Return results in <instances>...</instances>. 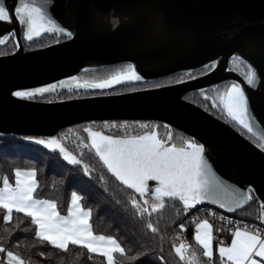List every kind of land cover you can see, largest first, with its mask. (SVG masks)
Returning <instances> with one entry per match:
<instances>
[{
	"label": "water",
	"instance_id": "95a60500",
	"mask_svg": "<svg viewBox=\"0 0 264 264\" xmlns=\"http://www.w3.org/2000/svg\"><path fill=\"white\" fill-rule=\"evenodd\" d=\"M3 3L12 9L19 0ZM48 11L72 35L36 50L25 49L15 18L0 22V38L15 29V35L0 46L12 38L20 45L12 54L0 55V135L59 139L61 131L83 124H162L205 145L210 171L225 189L217 196L222 203H230V193L253 190L251 200L231 204V209L210 200L196 206L235 214L256 199L264 221V0H49ZM241 53L260 76L254 89L243 76L228 70ZM212 60L218 61L214 71L158 89L53 102L12 95L77 77L88 69L133 64L150 82L188 69L198 72ZM232 81L240 83L250 97L255 136L227 116L229 123L185 99L201 88Z\"/></svg>",
	"mask_w": 264,
	"mask_h": 264
},
{
	"label": "snow or ice",
	"instance_id": "6c2138e0",
	"mask_svg": "<svg viewBox=\"0 0 264 264\" xmlns=\"http://www.w3.org/2000/svg\"><path fill=\"white\" fill-rule=\"evenodd\" d=\"M48 9L49 0H19L12 9L6 7L3 0H0V22H11L15 18L21 26L23 38L29 42L40 37L42 33H60L70 37L72 33L61 27ZM14 35L15 29L0 38V44H4ZM16 47H20L19 42L16 43ZM235 60L237 68L240 66L245 68L241 73L244 82L250 88H256L260 76L254 66L242 53L236 56ZM217 64L218 61L212 60L202 65L198 73H195L194 69L185 70L184 75L178 76L174 83L184 84L197 79L214 71ZM125 83L132 85L130 91H135L136 85L146 81L135 65L127 64L107 78L98 81L82 83L77 77H70L68 80L18 90L12 95L22 99H32L37 95L43 96L55 92L58 87L70 88L73 84L77 89H98L103 93L105 89ZM151 87L158 89L162 85L156 84ZM200 91L205 93L204 99L210 100L212 107L226 115L231 122L247 130L248 133L257 135L253 128L255 117L252 113L250 97L240 83L236 81L227 83L222 90L215 91L211 97L205 89L201 88ZM140 127L145 129L142 134L123 136L106 135L102 131H94L87 127L84 131L90 144L84 146L93 149L107 172L126 189L131 190L129 203L135 213L142 220H146V227L152 233L155 234L157 228L147 218L151 217L153 212L164 208L165 198L180 201L185 211L209 200L218 203L222 208L231 209V204L240 206L252 199V189H246L239 194H228L230 203H222L217 199L225 189L210 171L203 143L189 137L178 144L171 132L167 139H162L154 129H149L147 124H141ZM26 139L50 151H58L69 165L82 166L84 174H90L88 165L69 152L56 136ZM36 175L35 169L25 171L17 168L15 186L6 176L4 177L3 186L0 187V209L5 210L3 216L5 222L12 220L13 211L24 213L31 217L36 226V238L56 249L67 251L69 244L83 246L90 253H99L105 257L107 264H117L114 253H118L121 257L126 255L125 248L116 238L93 233L89 223L91 209L85 210L81 206V197L76 193L72 194L67 216H61L57 212L55 202L35 199L33 193L38 187ZM150 181L155 182V185H150ZM150 200L152 203L149 202ZM195 240L202 247L203 256L208 258L207 264H212V225L207 220L196 224ZM187 249L188 245L180 243L175 246L176 255L181 261H185V264H199V260L194 254L188 253ZM5 251L0 247V253ZM218 253L223 264H264V236L259 230L250 232L238 228L233 232L230 246L219 247ZM7 259L8 264H25L20 256L11 251H7Z\"/></svg>",
	"mask_w": 264,
	"mask_h": 264
},
{
	"label": "trees",
	"instance_id": "16d2710c",
	"mask_svg": "<svg viewBox=\"0 0 264 264\" xmlns=\"http://www.w3.org/2000/svg\"><path fill=\"white\" fill-rule=\"evenodd\" d=\"M50 37L57 40L46 42V39ZM67 38L66 35L63 37L43 36L29 42L22 36V42L25 49L31 51ZM16 43L13 39L0 46V55L15 52ZM183 75L184 73L138 84L135 90L156 84H171L178 76ZM131 87L132 85L126 84L113 90L127 92ZM201 93V91L189 93L185 99L207 108ZM57 94L58 96L63 94L61 97L64 100L75 97L71 89H64ZM94 124L103 123L83 124L63 130L58 134L63 144L84 164L88 165L89 175L84 174L82 166L67 165L58 152H50L38 144L28 142L25 138L0 135V187L5 176L14 186L17 168L35 169L38 187L33 194L34 198L55 202L59 214L63 216L68 215L72 194L76 193L81 197V206L85 210L91 209L90 224L93 233L112 236L125 248L124 257L118 253L114 254L117 264H185V261H181L175 252V246L182 243L180 238H183V241L189 245L191 253L199 260V264H207L208 258L203 256L202 247L194 240L196 224L200 223L202 218L191 220V216L205 206H195L185 211L181 202L165 198L164 208L153 212L151 217L147 218L157 228V232L152 233L146 227V220H142L132 209L129 203L131 191L123 187L107 172L93 149L79 145L76 136L71 134V129L81 130L88 126L94 129ZM125 124L129 126L137 123L127 121L108 123L110 127H119V129ZM157 125L161 128H168L162 124ZM174 132L177 136L188 138L178 131L174 130ZM4 215L5 210L0 209V247L6 250L2 257L7 261V251H11L20 256L25 264H107L105 257L90 253L83 246L70 244L68 250L64 251L54 248L45 241L38 240L35 236L36 226L31 217L24 213L14 211L10 222L3 220ZM231 216L241 221L257 223L260 216L258 201L253 199L246 208ZM231 235L232 232L225 228L215 235L212 264H223L216 247L220 242L228 243Z\"/></svg>",
	"mask_w": 264,
	"mask_h": 264
},
{
	"label": "flooded vegetation",
	"instance_id": "af4514ba",
	"mask_svg": "<svg viewBox=\"0 0 264 264\" xmlns=\"http://www.w3.org/2000/svg\"><path fill=\"white\" fill-rule=\"evenodd\" d=\"M13 39L14 38L10 39L9 41H12ZM124 65H127V64L108 66V67H102V68H97V69H88V70L83 71L80 75H78L77 78L82 83L86 82V81L87 82L98 81V80L107 78L108 76L113 74L115 71L119 70ZM229 68H231L232 71H235V72H237L240 75H241V73H243L245 71L244 66H240L239 68H237L236 67V63L234 64L233 61H231L230 65H229ZM177 75H179V74H177ZM185 79H187V78H185ZM227 83H230V82H225V83L216 85L217 86L216 88L212 87V88L205 89V90H206L207 94L211 97L212 95L215 94V91L222 90L226 86ZM171 84H174V83H171ZM167 85H170V84H167ZM162 86H166V85H162ZM148 88H152V87H148ZM63 90H64L63 88H61L59 90V87H58L56 92L46 93L43 96L37 95L35 98H32V100H38V101H44V102H53V101L64 100L61 97L63 94H60L59 96L57 94V93H61ZM71 90H73V93L75 94L74 98L89 97V96L102 95V94L122 93V92H116L113 89H112L113 91L105 90V91H103V93H101V91H97V90H94V89H85V88L77 89L75 87V85L72 86ZM204 94L205 93H201L203 98H204ZM205 101H206V104H207V108L205 107L206 108L205 109V108L200 106L201 108L207 110L208 112L212 113L213 115H215L216 117L220 118L221 120L226 121V122L229 123V120L227 119L226 115L221 113L218 109H215V108L212 107L210 100H205ZM114 122H119V121H114ZM127 122H136L137 124L129 125V126H127L125 124L124 127L119 129V127L118 128L117 127H110L108 125V123H111V122H98V123H103V124H100V125L94 124L95 125V129L94 130L102 131L106 135H113V136H123L125 134H127V135H139V134H142L145 131V129H142L140 127V125L141 124H147L149 126V129H154L158 133V136L160 138H162V139H167V136H168L169 132L172 133L173 138L175 139V141L178 144L181 143L182 140L189 138V137L186 138V137L177 136V134H175L174 130H170L169 128H166V129L165 128H161L159 125H157V123H153V122H137V121H127ZM231 125L234 126V124H231ZM234 127H236V126H234Z\"/></svg>",
	"mask_w": 264,
	"mask_h": 264
},
{
	"label": "built area",
	"instance_id": "2783aa9c",
	"mask_svg": "<svg viewBox=\"0 0 264 264\" xmlns=\"http://www.w3.org/2000/svg\"><path fill=\"white\" fill-rule=\"evenodd\" d=\"M231 215L232 214H227L216 208L205 206L197 210V212L193 216H191V220H194L195 218H202V221H209L212 225L214 235L218 234L222 228H225L227 231L232 233L239 228L241 230H247L250 232H256L257 230H259L260 234L264 236V221L262 220L261 214L257 219V223L241 221L236 219L235 217H232ZM180 241L182 243H185L183 241V238H180ZM187 252L191 253V248L189 247V245ZM0 264L8 263L0 258Z\"/></svg>",
	"mask_w": 264,
	"mask_h": 264
},
{
	"label": "rangeland",
	"instance_id": "374dc122",
	"mask_svg": "<svg viewBox=\"0 0 264 264\" xmlns=\"http://www.w3.org/2000/svg\"><path fill=\"white\" fill-rule=\"evenodd\" d=\"M22 36H23V31H22ZM43 36H56V37H63L64 35L63 34H60V33H42L41 34V36L40 37H43ZM40 37H36V38H34V39H37V38H40ZM55 39L56 38H52V37H50V38H47L46 39V42H55ZM57 40V39H56ZM27 41V40H26ZM17 49V48H16ZM72 86H74V84L73 85H71V87L70 88H63V89H72ZM56 92V91H55ZM52 93V92H51ZM88 127H90V128H92V126H88ZM85 128H87V127H84L83 129H81V130H75V129H71V134H73L74 136H76V139H78V142H79V145H81V146H84L85 144H90V141L88 140V136H87V133L84 131V129ZM93 129V128H92ZM95 129V128H94ZM93 129V130H94ZM94 131H96V130H94ZM83 137V138H82ZM82 140V141H81ZM90 148V147H89ZM149 202H151L152 203V201L150 200ZM61 216H63V215H61ZM204 221V220H203ZM209 222V221H208ZM210 223V222H209ZM195 230H196V227H195ZM195 233V232H194ZM2 255H3V253H0V258L2 259V260H4V261H6L7 263H8V261L7 260H5V259H3V257H2Z\"/></svg>",
	"mask_w": 264,
	"mask_h": 264
},
{
	"label": "crops",
	"instance_id": "0c3cea01",
	"mask_svg": "<svg viewBox=\"0 0 264 264\" xmlns=\"http://www.w3.org/2000/svg\"><path fill=\"white\" fill-rule=\"evenodd\" d=\"M26 171V170H25ZM2 186H3V184H2ZM1 186V187H2ZM14 186H15V183H14ZM34 194V193H33ZM69 207H71V202H70V206ZM56 210H57V208H56ZM14 212V211H13ZM57 212H58V210H57ZM59 213V212H58ZM61 215V214H60ZM202 222V221H201ZM89 223H90V220H89ZM196 233V232H195ZM212 235H213V240H212V244H213V246H214V242H215V235H214V232H213V228H212ZM232 238H233V233H232V235H231V239H230V241L228 242V243H218V245H217V247H216V251H217V253H218V249H219V247H221V246H224V247H227V246H230V244H231V240H232ZM194 240H195V235H194ZM196 241V240H195ZM197 243V242H196ZM198 244V243H197ZM70 245V244H69ZM95 254H99V253H95ZM115 254V253H114ZM100 255V254H99ZM218 255H219V253H218Z\"/></svg>",
	"mask_w": 264,
	"mask_h": 264
},
{
	"label": "bare ground",
	"instance_id": "6f19581e",
	"mask_svg": "<svg viewBox=\"0 0 264 264\" xmlns=\"http://www.w3.org/2000/svg\"><path fill=\"white\" fill-rule=\"evenodd\" d=\"M112 23H113V24L115 23L114 25H116V24L118 23V21H117V20H115V21H114V22H112Z\"/></svg>",
	"mask_w": 264,
	"mask_h": 264
}]
</instances>
